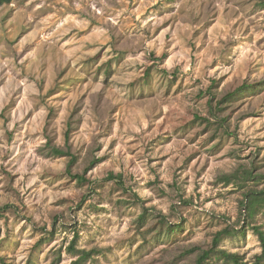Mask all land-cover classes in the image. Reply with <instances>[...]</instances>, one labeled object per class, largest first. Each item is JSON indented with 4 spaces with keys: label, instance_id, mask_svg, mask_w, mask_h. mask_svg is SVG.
Returning <instances> with one entry per match:
<instances>
[{
    "label": "rangeland",
    "instance_id": "374dc122",
    "mask_svg": "<svg viewBox=\"0 0 264 264\" xmlns=\"http://www.w3.org/2000/svg\"><path fill=\"white\" fill-rule=\"evenodd\" d=\"M257 227L264 0L0 6V264H264Z\"/></svg>",
    "mask_w": 264,
    "mask_h": 264
},
{
    "label": "trees",
    "instance_id": "16d2710c",
    "mask_svg": "<svg viewBox=\"0 0 264 264\" xmlns=\"http://www.w3.org/2000/svg\"><path fill=\"white\" fill-rule=\"evenodd\" d=\"M11 0H0V6H2L4 3H6V2H10ZM55 152L57 153V154H59V155H71V161H70V163H69V168H68V170L70 171L71 170V166H72V164L74 163V161H75V159H76V157L75 156H73L72 155V153L70 152V151H65L64 149H55ZM74 176H76L79 180H81V181H84V180H86V177H85V175H81V174H77V175H74ZM109 178H112V179H114V178H118L115 174H113V173H111L110 175H109ZM256 231L258 232V234L260 235V238H261V240H262V242H263V246H264V232L263 231H261L258 227L256 228ZM229 231H227V230H224V231H220V232H218L217 233V235H216V237H215V239H214V246H217L219 243H220V241L222 240V237H223V235L224 234H226V233H228ZM211 250H208V251H204L200 256H199V258H198V260H197V264H204V261L208 258V256L211 254ZM223 252V254L226 256V257H228V258H232L235 262H236V264H246V263H244V262H242L240 259H239V257L237 256V255H235V254H232V253H227L226 251H222ZM261 258V257H260ZM259 258V262H262V259H260Z\"/></svg>",
    "mask_w": 264,
    "mask_h": 264
}]
</instances>
